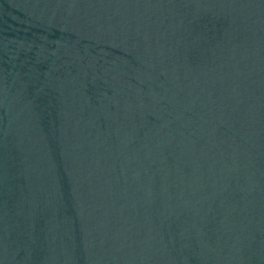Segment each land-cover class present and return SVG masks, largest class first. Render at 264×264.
Listing matches in <instances>:
<instances>
[{"label":"water","instance_id":"1","mask_svg":"<svg viewBox=\"0 0 264 264\" xmlns=\"http://www.w3.org/2000/svg\"><path fill=\"white\" fill-rule=\"evenodd\" d=\"M104 0H0V264H19L57 120Z\"/></svg>","mask_w":264,"mask_h":264}]
</instances>
